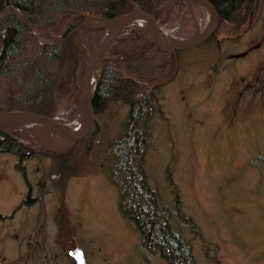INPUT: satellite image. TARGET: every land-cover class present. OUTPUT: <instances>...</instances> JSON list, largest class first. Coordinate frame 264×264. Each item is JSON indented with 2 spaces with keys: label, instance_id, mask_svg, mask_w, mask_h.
<instances>
[{
  "label": "rangeland",
  "instance_id": "374dc122",
  "mask_svg": "<svg viewBox=\"0 0 264 264\" xmlns=\"http://www.w3.org/2000/svg\"><path fill=\"white\" fill-rule=\"evenodd\" d=\"M174 1L164 0L158 20L172 40L212 23L205 4ZM256 5L223 23L212 40L178 53L176 76L159 93L146 140L150 187L190 217L180 218L181 227L198 264H264V0ZM134 27L148 36L150 29ZM101 33L81 34L79 47L91 54ZM155 71L150 78L165 72ZM78 91L56 100L64 121L77 116L71 117ZM106 107L63 160L39 152L24 161L38 195L33 204L20 206L28 184L22 164L18 169L15 155L0 154V215L13 213L0 219V262L73 264L69 250L80 246L89 264H169L120 211L122 187L107 168L125 136L128 106L117 100ZM34 130L63 144L45 126Z\"/></svg>",
  "mask_w": 264,
  "mask_h": 264
},
{
  "label": "trees",
  "instance_id": "16d2710c",
  "mask_svg": "<svg viewBox=\"0 0 264 264\" xmlns=\"http://www.w3.org/2000/svg\"><path fill=\"white\" fill-rule=\"evenodd\" d=\"M134 1L157 19L168 7L164 0ZM211 1L220 15V30L223 23L241 16L245 8H255L258 0ZM131 9L128 0H0V107L54 115V98L68 95L65 88L73 95L78 87L81 52L75 38L79 23L86 18L84 13L113 17ZM69 23L71 26L65 31ZM103 29L91 21L83 26L82 33L98 34ZM24 44L29 62L18 58ZM107 55L94 106L97 117L117 100L128 106L125 136L113 148L107 168L114 183L122 187L120 211L132 221L143 244L160 253L169 264H197L181 227L180 218L190 222V217L172 209L150 187L142 160L152 114L160 110L159 93L177 73V54L157 48L142 29L134 27L111 44ZM157 67L165 72L150 78ZM34 146L0 131V153L10 152L24 160Z\"/></svg>",
  "mask_w": 264,
  "mask_h": 264
},
{
  "label": "water",
  "instance_id": "95a60500",
  "mask_svg": "<svg viewBox=\"0 0 264 264\" xmlns=\"http://www.w3.org/2000/svg\"><path fill=\"white\" fill-rule=\"evenodd\" d=\"M129 3L133 6L132 11H128L124 14L116 15L113 17H103V16H95L92 14H86V21L92 20L97 21L99 25H104L109 28L108 33H106V37L100 41L98 46L96 47L94 53L88 58V61L84 63L82 74L79 80L80 86V112L84 118V128L81 131H75L68 126L67 123L62 122L56 116H49L39 112L33 111H7L0 108V112L5 113L8 116L18 117L14 123L4 124L0 123V131L4 133H12L21 128L30 125H38V126H52L53 129L57 130V134L65 141L63 145H55L49 142H46L43 139L38 138L37 142L43 145L46 149H52L54 151H64L69 149L72 145H74L80 139L85 138L89 135L95 127L96 124V113L94 106V92H92L91 84L89 83V77L94 69H98L103 63L108 48L112 41L118 37L123 30L132 25V21H134L137 17L146 16L151 23V31H149L148 38L151 39L155 44L164 50H170L173 52H177L178 50L186 49L197 45L204 40H206L214 31L217 29L219 24V12L215 5L211 2V0H180L188 3L200 2L205 4L213 13V20L208 31L204 33V35H194L186 40L175 41L170 45L163 44L160 41L161 34V26L155 16L148 11H144L140 8L139 4L133 0H128ZM84 21L83 23H85ZM82 23V24H83ZM81 24V25H82ZM80 25V26H81ZM37 137V134L35 133ZM70 256H72L74 260V264H89L87 255L85 251L80 247H75L71 249Z\"/></svg>",
  "mask_w": 264,
  "mask_h": 264
},
{
  "label": "bare ground",
  "instance_id": "6f19581e",
  "mask_svg": "<svg viewBox=\"0 0 264 264\" xmlns=\"http://www.w3.org/2000/svg\"><path fill=\"white\" fill-rule=\"evenodd\" d=\"M177 1H179V0H177ZM185 3H187V4H191V3H188V2H184V4ZM126 13V12H125ZM124 14V13H123ZM132 24H136V25H139V26H143V27H146V28H148V29H150L151 30V23H150V20L146 17V16H140V17H137L134 21H132ZM71 25H70V23L69 24H67V26L65 27V31H67L68 29H69V27H70ZM161 26V25H160ZM108 30H109V28H106L105 29V31L102 33V36H101V39L103 40L105 37H106V33H108ZM161 31H162V29H161ZM149 39V38H148ZM116 39H114L113 41H112V43L115 41ZM151 42H153L151 39H149ZM160 41L163 43V44H166V45H170V44H172V43H174V40H172V38L170 37V36H168V35H164V33L163 32H161V34H160ZM111 43V44H112ZM153 44H155V42H153ZM155 46L157 47V48H159L156 44H155ZM159 49H161V48H159ZM161 50H163V51H170V50H164V49H161ZM94 53V52H93ZM93 53H91L90 54V56L93 54ZM18 54V58H20V60L22 59V61H26V62H29V60H30V56H29V54H28V50H27V45L26 44H24V46L22 45V49L19 51V53H17ZM101 69L100 68H96V69H94V70H92V72H91V74H90V77H89V83L91 84V88L93 87V88H95V89H91L92 90V92H96V90H97V87L96 86H98V83H99V80L101 79ZM64 91L65 92H68L67 94H69L70 93V91L67 89V88H65L64 89ZM95 92H94V95H95ZM76 94V93H75ZM74 98H78V102H79V100H80V92H78V94L77 95H75V97ZM55 100H57V97H55L54 98ZM77 101V100H76ZM1 111V110H0ZM33 112H36V111H33ZM95 113H96V110H95ZM96 115H97V113H96ZM154 116H155V113L154 114H152V117H151V120H150V123H151V125L153 124V119H154ZM17 118L18 117H13V116H8V115H6L5 113H3V112H0V123H4V124H11V123H14V121H16L17 120ZM84 118H83V116H82V114H81V112L78 114V116H76L71 122H70V124L68 125V126H70V128L71 129H73V130H75V131H81L83 128H84ZM150 125V126H151ZM45 128L47 129V131H52L54 134H56V133H58L57 132V130L54 128L53 129V127L52 126H45ZM7 134V133H6ZM149 136V133L148 134H146V140H147V137ZM122 138H124V137H122ZM143 160V164H144V161H145V158H143L142 159ZM117 175V174H116ZM117 181L119 180L120 182H121V180H120V178H118L117 177V179H116ZM146 248L148 249V250H150V251H153V249L151 248V247H147L146 246ZM195 255V254H194ZM197 261V260H196ZM198 264V263H197Z\"/></svg>",
  "mask_w": 264,
  "mask_h": 264
},
{
  "label": "flooded vegetation",
  "instance_id": "af4514ba",
  "mask_svg": "<svg viewBox=\"0 0 264 264\" xmlns=\"http://www.w3.org/2000/svg\"><path fill=\"white\" fill-rule=\"evenodd\" d=\"M38 150V151H37ZM39 152H43L44 153V150L43 149H36L35 150V148H34V150L33 149H31V150H29L27 153L29 154V158H27V160L28 159H31V158H33V157H36V154H38ZM46 153V152H45ZM25 160H23V158H19V163H20V167H21V164H22V171L24 172V174H25V176H26V179H27V192H26V194H25V196H24V198H23V204L22 205H20V206H25V205H29V204H33V203H35V202H37V200H35L36 199V196L38 197V195H32L33 193H32V187H31V182H30V178H28V172H27V169L25 168L26 166L25 165H23L24 163H22V162H24ZM17 207H16V209H18L19 208V206L18 205H16ZM15 213V212H14ZM13 214V213H12ZM12 214H10V215H8V216H5V215H0L1 217H0V219H5L6 217H9V216H12ZM3 216H5V217H3ZM0 264H5V262H4V260H3V262H0Z\"/></svg>",
  "mask_w": 264,
  "mask_h": 264
}]
</instances>
